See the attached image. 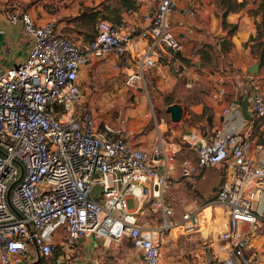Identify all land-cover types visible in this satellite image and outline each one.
I'll use <instances>...</instances> for the list:
<instances>
[{"label":"built area","instance_id":"obj_1","mask_svg":"<svg viewBox=\"0 0 264 264\" xmlns=\"http://www.w3.org/2000/svg\"><path fill=\"white\" fill-rule=\"evenodd\" d=\"M177 1L157 0L137 29L99 19L94 36L83 44L52 21L37 23L22 8L7 12L9 23L20 24L29 37L30 47L21 62L0 70V264L45 263L55 250L72 248L82 237L116 244L129 239L144 264H161L160 234L172 224L166 219L156 226L141 222L129 198L172 215L163 199L170 172L178 167L181 177L191 179L213 166L223 169L213 202L226 212L217 231L226 255L216 264H256L247 253L243 228L264 217V143H254L253 127L183 132L193 157L178 162V145L162 137L149 151L131 145L132 130L123 114L115 116L116 125L98 123V108L86 101L79 81L80 69L96 57L114 69L122 64L123 83L132 94L148 92L145 75L157 65L160 52L182 50L170 24ZM137 41L143 46L138 48ZM225 81L218 79L215 97L224 95ZM247 92V110L263 117L262 85L252 84ZM238 109L233 99L221 112ZM149 111L156 121L152 105ZM20 164L23 174L10 189L9 203L8 189L20 177ZM201 221L200 210L185 209L179 226L189 235Z\"/></svg>","mask_w":264,"mask_h":264},{"label":"crops","instance_id":"obj_2","mask_svg":"<svg viewBox=\"0 0 264 264\" xmlns=\"http://www.w3.org/2000/svg\"><path fill=\"white\" fill-rule=\"evenodd\" d=\"M91 4L92 0H36L26 11L37 23L52 21L60 32L73 41L83 44L90 39H84L85 28L82 27L81 20L77 17L80 16L81 7ZM3 6L4 3L0 0V70L21 62L30 47L29 37L24 34L20 24L9 23L6 14L10 10L5 9V6ZM155 6L156 3L154 6L149 7L144 4V0H140L137 9L128 10V13H125L127 23L131 25V28L143 26L141 15L154 9ZM188 9L193 10L192 16L188 14ZM224 22L226 25H224ZM170 24L174 34L182 43V50L178 53L161 51L157 65L149 69L145 75L147 83H152V86H155V84L161 85L162 89L165 90H171L178 85L190 88V91L195 94V99L189 105L186 116L189 119L192 118L193 122L196 121L198 128L200 126L204 128L203 130L197 129L201 133L209 132L220 126H224L227 132H240L251 125L253 127L254 143H264V116L261 118L252 117V120H246L241 107L225 115L221 112L229 101L245 98L252 84L262 83L264 86V63H260L258 54H251L249 47L244 46L250 36H254L256 33L254 17L250 16L244 9L226 13L220 12L213 0H178L176 8L170 16ZM231 27H233V31L229 32L228 29ZM219 31L222 32L221 35H219ZM227 39L231 41L232 48L242 53V55L240 60L231 58L225 61V72H223L225 75H223L220 74L222 65H219V70L216 71L212 69L208 59L212 57V63L214 61H217L218 64L221 63L224 55L220 51V45L221 41L226 44ZM136 46L140 48L143 43L137 41ZM189 60H192L195 65L199 64L200 61V64H203L204 67L200 70L192 69L187 66ZM255 62H258V73L252 74L249 70ZM174 66L183 68L178 77L172 75L171 70L169 71ZM228 67L237 72V74L235 73V84L230 80L231 73H229ZM125 72L126 69L121 63H119L117 69H114L111 64H103L99 58L93 57L79 71V81L82 83L86 101L96 105L93 99L88 98V91L96 90V86H94L96 77L106 78L103 81L107 85L112 84L113 89H117V84L125 77ZM220 77L226 78L224 83L225 93L217 98L215 97V89ZM200 90L203 92H199ZM119 92L121 93L122 90L120 89ZM167 119L171 124L173 123L170 116ZM103 120L112 125L117 124L111 118ZM100 122L98 121V123ZM136 124L127 122V127L132 130V134L128 138L131 145L149 151L152 145L161 137L164 141L175 144L171 142V136L166 137L163 135L157 121L154 127H150L145 121L139 123V126H136ZM169 127L171 134H175L176 128L172 125H169ZM191 128L196 129L194 125H191ZM188 131L190 130L184 128L183 132ZM179 149L180 145H178L176 152L178 162L184 158L193 157L191 152L180 151ZM158 170L162 171L161 168H158ZM222 177L223 169L218 166L206 168L203 176L191 179L181 177L179 169L176 167L170 172L169 179L171 182L170 185L164 188L163 199L170 207L171 205L165 198L172 202L175 200L180 201L186 209H195L202 212L213 202L214 193L220 185ZM186 189H190V191L197 190L198 197L187 195L188 191ZM143 202L145 204L146 201ZM144 204L138 205L136 203L130 209L136 211L137 218L149 226H156L163 220H167L168 216H171H164L158 209L149 205L152 210L160 213L162 221L149 224L147 221L149 219L148 213L145 214V221H142L139 215L143 214L144 209L140 213L138 212L142 207L145 208ZM171 209L172 215H174L173 208L171 207ZM180 215L176 217L175 222L168 219L169 221H167L172 226L160 234L161 264H163V258L165 259L164 264H216L218 260L226 255L225 252L219 249L217 232L210 230L204 235L199 232L202 228L201 224L194 233L189 235L183 233L175 235L172 233L171 231L178 227L175 225L179 224ZM213 219H216V215ZM246 227V224H243V228L249 234L250 231ZM164 236L169 242V252L165 257L161 253ZM124 240L131 243L129 239H123L117 244L118 249H114V247H110L113 243L109 241L96 240L93 237H82L77 240L74 247H64L61 251L62 254L59 252L56 264H117V261L122 259L124 261L122 260L123 263L120 261V264H144L139 250L132 244L126 246ZM89 243L90 245H88ZM91 243L95 245H91ZM251 246L249 239L247 253L251 254L256 264H261L259 257L254 256L256 252L250 251ZM118 251L120 252L118 253ZM117 255L120 257H117ZM262 263L264 264V261ZM44 264H50L49 260Z\"/></svg>","mask_w":264,"mask_h":264},{"label":"rangeland","instance_id":"obj_3","mask_svg":"<svg viewBox=\"0 0 264 264\" xmlns=\"http://www.w3.org/2000/svg\"><path fill=\"white\" fill-rule=\"evenodd\" d=\"M35 1L36 0H1V2L4 3L5 9H8L10 11L18 9V8L27 10L30 7V5H32ZM130 1L134 2L135 8H132V9L128 8L125 5L124 0H92L91 5H86V6L81 7L80 8L81 13H80V16H78L79 19L86 18L87 16H90L91 14L96 15V18L92 23H88L87 25L82 24L83 25L82 27L85 28L84 29L85 30L84 39L89 40L92 37L93 33L95 32L96 23L99 19H107L113 23L114 22L122 23L125 26L131 27V25L128 24L125 19V13H128V10L137 9L140 4V0H130ZM240 1L239 0H226L227 3H224V0H213L217 10L220 12H225V10H227L228 8H232V10L234 11L244 9L248 12L250 16L254 17V23L256 25V33L254 37L249 38L248 41L244 43V46L246 48L249 47V51L251 54H258L263 51V47L260 45V41L264 42V25L261 23L262 9L259 7L262 0H244L243 6L238 5L237 2H240ZM155 3H156V0H144V4H147L149 7L154 6ZM81 23H82V20H81ZM132 28L137 29L136 27H132ZM232 29L233 27L229 28L228 29L229 32H231ZM221 34L222 32L219 31V35ZM225 47L228 48V51L226 53L221 52L224 55V58L221 59L220 64H218L217 61H214V63H212V57L211 59H208L210 60L209 61L210 66L212 65V69L216 71L219 70V65H222L220 74H223V75H225L223 73L225 72V66H224L225 61L231 58L233 60L234 59L240 60L241 55H242V53L232 48V43L228 39L226 41ZM175 57H177V55H175ZM187 66H189L192 69L194 68L195 70H200V68L204 67L203 64H200V61H199V64L195 65L194 63H192V60H189V62L187 63ZM182 69L183 68L181 66H179V68L174 66V67H171L169 71L171 70L172 75H175L178 77ZM228 69L230 71L229 73H231L230 80L232 81V83L235 84L234 79L236 78L235 75L237 74V72L232 71V68L230 67H228ZM104 79L106 78H102V77L99 78V76L96 77L94 81V86H96V90L89 88L92 90L88 91V98L93 99L95 101L96 107L98 108L97 120L99 122L102 121L103 119H110V118L113 121H116L115 116L117 114H123L127 116L128 123L129 122H132L133 124L137 123L136 126H139L140 125L139 123H142L143 121H145L146 123L149 124L150 127H154L157 121L158 126L160 130L163 132L164 136L166 137L171 136L172 138L171 142L175 143L176 147L177 145H180V149H179L180 151L182 150L186 152H191L193 156L192 151L182 141V133L184 131V128L190 131H195L197 133L199 132L201 133V131L197 129L203 130L204 128L202 126L198 128L197 122L196 121L193 122L192 118L189 119L186 116L187 111H189V105L195 99V94H193L190 91V88L178 85V86L173 87L171 90L170 89L165 90V89H162L161 85L155 84V86H152V83H148V86H147L148 92H143V93L136 92L135 94H132L127 89V87L123 84L124 78H122L121 82H118L117 89H113L114 87H112V84L107 85L106 82L103 81ZM260 85H262V83ZM262 88L264 90L263 85H262ZM120 89L122 90L121 93L119 92ZM199 92L202 93L203 91L200 90ZM173 102L180 103L183 106L184 114L180 121L173 122L171 124L169 122V119H167L169 118V114L166 111V107ZM150 105H152L155 111L156 121L154 120L152 114L149 111ZM169 125H172L174 126V128H176L175 134H171ZM191 125H194L196 129L191 128ZM186 191H188L187 195L191 197H196V196L198 197L197 190L194 189L190 191V189H186ZM165 200L169 202L174 212V215L168 216L167 220L169 219L170 221L175 222L176 217L179 216L180 213L186 209V207L184 204H182L178 200H175L173 202L169 201V199H166V198ZM135 204L136 203L133 198H130L128 200L129 207H134ZM144 207L145 208L142 207L140 211L138 212L140 213L144 209L143 214L139 215L142 221H145L146 213H148L147 216H149V219L147 220L149 224H153L157 222L160 223L162 221L160 213L158 211L152 210V208L149 206L147 201L145 202ZM214 215H216V219H213ZM201 217H202V221H201L202 228L199 232L204 235H206L210 230L217 232L220 228L223 227V225L226 222L225 209L221 205H219L217 202H211L209 206H207V208L201 212ZM256 222L257 223H255L254 225L246 224L247 226L246 229L250 231L248 234L250 243L252 245L250 247V251L252 252L255 251L256 254H254V256L257 255L259 259L261 260L260 263L263 264L262 261H264V217L261 219H258V221ZM175 226H178V227L174 228L171 232L174 233L175 235H178L179 233L181 234L182 230L179 224L178 225L176 224ZM165 236H164V239H163L164 241H163V245L161 248V253L163 257L167 256L168 255L167 253L169 252V242ZM124 244L126 246H131V243L128 240H124ZM88 245H90V243ZM91 245H95V244L91 243ZM110 247H114V249H118L119 246L113 243L111 244ZM61 251L62 250L60 249V251L58 252H61ZM119 252L120 251H118V253ZM54 257H58V254L54 255ZM117 257H120V256L117 255ZM122 260L120 261L123 263L124 260L123 261ZM120 261H117V264H120L121 263ZM52 262H56V260L51 261V263ZM164 262H165V259L163 258V264Z\"/></svg>","mask_w":264,"mask_h":264},{"label":"water","instance_id":"obj_4","mask_svg":"<svg viewBox=\"0 0 264 264\" xmlns=\"http://www.w3.org/2000/svg\"><path fill=\"white\" fill-rule=\"evenodd\" d=\"M250 73L252 74H256L258 73V62H255L251 68H250ZM239 103H240V107H241V111H242V114L244 116V118L246 120H252V116L250 114V112L247 110V105H248V95L243 98V99H239L238 100ZM166 111L168 112L169 116H170V120L172 122H178L182 119L183 117V114H184V108L183 106L180 104V103H177V102H174V103H171L169 104L167 107H166ZM20 167H21V174H20V177L15 181L13 182L10 186H9V189H8V202L10 203L9 201V192H10V189L12 188V186L22 177V174H23V167L22 165L20 164ZM94 190L100 194V187H95ZM11 206V204H10ZM12 207V206H11ZM13 208V207H12ZM14 209V208H13Z\"/></svg>","mask_w":264,"mask_h":264},{"label":"trees","instance_id":"obj_5","mask_svg":"<svg viewBox=\"0 0 264 264\" xmlns=\"http://www.w3.org/2000/svg\"><path fill=\"white\" fill-rule=\"evenodd\" d=\"M125 2V5L132 9V8H135V5H134V2L130 1V0H124ZM224 3H227L226 0H224ZM239 6H243L244 5V0L240 1V2H237ZM261 9H262V14H261V23L264 25V0H262V2L260 3V6H259ZM228 11H234L232 10V8H228L227 10H225V13L228 12ZM79 18V17H78ZM96 18V15L95 14H91L90 16H87L86 18H80L82 20V24H88V23H92ZM109 21V20H108ZM111 22V21H110ZM113 23V22H111ZM116 23V22H114ZM224 25H225V22H224ZM233 31V29H232ZM95 32L93 33L92 37L94 36ZM91 37V38H92ZM251 37H254V36H250ZM90 38V39H91ZM260 45L263 47V51L258 53V56L260 57V63H264V42L260 41ZM220 51L222 53H226L228 51V48L225 47V43L224 41H221V45H220ZM210 57H211V54H210ZM59 255V252L58 250H55V252L53 253V255L50 257V264H55L57 262V258L58 257H54V255ZM53 260H56V262H52Z\"/></svg>","mask_w":264,"mask_h":264},{"label":"bare ground","instance_id":"obj_6","mask_svg":"<svg viewBox=\"0 0 264 264\" xmlns=\"http://www.w3.org/2000/svg\"><path fill=\"white\" fill-rule=\"evenodd\" d=\"M216 229V228H215Z\"/></svg>","mask_w":264,"mask_h":264}]
</instances>
